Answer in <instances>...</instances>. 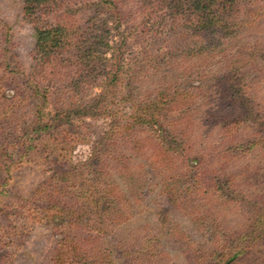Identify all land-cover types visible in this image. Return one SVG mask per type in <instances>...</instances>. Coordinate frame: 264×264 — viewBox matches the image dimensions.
<instances>
[{
  "label": "rangeland",
  "instance_id": "rangeland-1",
  "mask_svg": "<svg viewBox=\"0 0 264 264\" xmlns=\"http://www.w3.org/2000/svg\"><path fill=\"white\" fill-rule=\"evenodd\" d=\"M105 1L0 0V264H264V0L206 27L190 0ZM58 19L95 20L101 70L119 47L103 116L65 110L104 85L78 50L39 55Z\"/></svg>",
  "mask_w": 264,
  "mask_h": 264
},
{
  "label": "trees",
  "instance_id": "trees-1",
  "mask_svg": "<svg viewBox=\"0 0 264 264\" xmlns=\"http://www.w3.org/2000/svg\"><path fill=\"white\" fill-rule=\"evenodd\" d=\"M232 1L233 0H190L189 7L195 13L194 20L196 24L206 27L205 24L207 21L204 17L207 16L208 7L214 6L217 10L223 12L230 6ZM22 3L23 13L33 22L35 19L46 17L51 11L52 6L56 5L57 2L56 0H23ZM105 3L111 5L113 10L115 9L112 2L109 0H106ZM94 24L95 20H92L90 24L89 22L87 25L85 23L83 27H77L75 25L68 27L67 25H61L58 19L53 27L35 30L37 48L42 59L47 60L51 56H54V54L57 55V52L61 53V51L78 50L77 61L79 63L77 68L81 70L78 72L84 75L83 79L94 78L95 75L105 77L101 82L104 84L103 89L97 96L92 98L89 103L80 106L70 105V99L65 98L66 111H76V114H74L76 116L86 115L92 118L104 115V111L100 109L101 107H99V104L102 103L105 96L110 94L114 88L113 85L116 81L118 68L117 55L119 53L118 51H120L118 45L115 46L112 50V63H116V65L112 64L111 68L110 65H106L101 70L103 64L100 61V56L96 54L95 49L102 42L103 38L99 42L92 41L94 38L100 36L99 33L94 35V33L98 32L93 30ZM89 72H92V75L89 76ZM36 121H38V117H36L34 122ZM32 126H37L35 131H38V134L47 127L46 124L42 125V122H37L36 125L32 124ZM0 157L8 158L3 148L2 153L0 150Z\"/></svg>",
  "mask_w": 264,
  "mask_h": 264
}]
</instances>
